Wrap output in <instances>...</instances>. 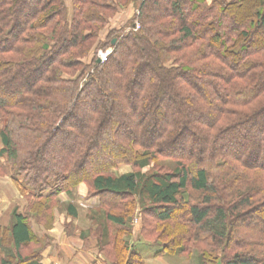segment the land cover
<instances>
[{
	"label": "trees",
	"instance_id": "16d2710c",
	"mask_svg": "<svg viewBox=\"0 0 264 264\" xmlns=\"http://www.w3.org/2000/svg\"><path fill=\"white\" fill-rule=\"evenodd\" d=\"M64 1L0 0V170L28 207L87 183L96 209L138 199L153 232L175 208L196 230L186 240L226 253L237 229L245 241L223 264H264V0H143L140 28L103 42L113 0H73L70 16ZM95 45L112 47L106 61ZM159 157L175 169L142 173ZM121 164L139 170L117 175ZM8 231L3 264L35 240L16 210ZM175 234L158 256L188 251ZM20 262L43 264L41 252Z\"/></svg>",
	"mask_w": 264,
	"mask_h": 264
},
{
	"label": "rangeland",
	"instance_id": "374dc122",
	"mask_svg": "<svg viewBox=\"0 0 264 264\" xmlns=\"http://www.w3.org/2000/svg\"><path fill=\"white\" fill-rule=\"evenodd\" d=\"M142 1H109L115 5L117 10L108 17L106 27L100 32V41H105L111 30L121 34L129 32L131 29L138 30L140 22L137 20V16ZM212 1L206 2L211 3ZM64 2L70 16L73 14L74 1L65 0ZM110 49L112 47L103 49L100 46L97 48L95 45L92 53L97 54V57L101 58V53H106ZM101 62L104 61L101 60ZM4 125L5 120L0 119V128ZM256 126L257 128L261 127L259 124ZM197 139L196 142H199L200 146L203 147L205 141L202 138L197 137ZM44 160L47 161V157ZM175 167L176 163L174 160L159 157L156 161L151 162L149 166L140 170L142 173L149 175L155 171H172ZM8 168L10 172V166ZM138 170L129 164H121L115 172L120 175ZM9 172L0 170V200L7 202L0 213V227L2 228L0 229V264H3L1 263L3 247H11L8 228L11 226L12 215L15 210L28 217L35 240L23 248L20 258H7L6 264H23L20 259H28L40 252L43 262H46L50 248L54 246L53 243H55L56 238L61 237V235L67 237L82 249L94 251L103 259L105 264H126L128 261H131V264H223L224 260L227 259L224 258V254L230 255L233 251L240 250V242L245 241L243 237L238 235V230L235 229L225 247L226 253L222 252L225 245L217 244V242L210 240L207 235L204 237V243H191L186 239L196 230L192 226L189 228L190 225L184 228L182 224L183 226L180 225L178 227V223H184L185 220L183 213L175 208H173L174 210L172 209L174 217L172 221L162 224L158 223L159 230L153 232L147 226L149 225L148 222L152 223V221L154 225V220L152 216L143 211L138 199L131 197L123 201L118 200L116 205H111L112 207L96 209L100 204V199L98 196L91 195L93 190L90 189L87 183H81L76 187H72L69 191H63L52 200L44 202V204H42L43 202L37 203L36 207L31 209L28 207L30 199L21 192L20 186ZM252 175L256 178L255 173ZM195 195L199 196L197 193ZM71 205L75 207L76 215L69 211ZM91 205H96V210H90L92 208ZM107 211L123 217L126 221L125 227H120L108 221L105 216ZM234 222L235 220L231 223L233 224ZM248 223H250L249 220H247L246 224ZM155 226L157 227L156 224ZM176 232H179L183 237L186 236L180 246H189L188 251L179 252L177 250L168 251L167 253H164V251L158 256L157 252L161 246L155 244L161 245L169 242L173 236L177 237ZM159 235H162V239H160ZM133 245L143 253L144 261L142 263L132 256L130 249ZM214 255L218 257L214 258ZM203 257L206 258V261H203Z\"/></svg>",
	"mask_w": 264,
	"mask_h": 264
},
{
	"label": "crops",
	"instance_id": "0c3cea01",
	"mask_svg": "<svg viewBox=\"0 0 264 264\" xmlns=\"http://www.w3.org/2000/svg\"><path fill=\"white\" fill-rule=\"evenodd\" d=\"M0 146H2L1 138ZM6 203V201L2 202L0 200V213ZM95 206L91 205V207ZM53 244L54 246L50 248L46 262L42 260L43 264H105L97 253L82 249L65 236L61 235V237L56 238Z\"/></svg>",
	"mask_w": 264,
	"mask_h": 264
},
{
	"label": "built area",
	"instance_id": "2783aa9c",
	"mask_svg": "<svg viewBox=\"0 0 264 264\" xmlns=\"http://www.w3.org/2000/svg\"><path fill=\"white\" fill-rule=\"evenodd\" d=\"M112 49L108 50L106 53H101V60L106 61L108 56L111 54Z\"/></svg>",
	"mask_w": 264,
	"mask_h": 264
},
{
	"label": "water",
	"instance_id": "95a60500",
	"mask_svg": "<svg viewBox=\"0 0 264 264\" xmlns=\"http://www.w3.org/2000/svg\"><path fill=\"white\" fill-rule=\"evenodd\" d=\"M116 43V39H114L113 41H112V44H115ZM98 63H101V58H98Z\"/></svg>",
	"mask_w": 264,
	"mask_h": 264
}]
</instances>
